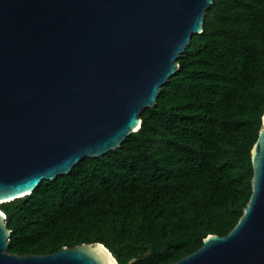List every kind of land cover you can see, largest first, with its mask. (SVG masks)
Masks as SVG:
<instances>
[{"label":"trees","instance_id":"1","mask_svg":"<svg viewBox=\"0 0 264 264\" xmlns=\"http://www.w3.org/2000/svg\"><path fill=\"white\" fill-rule=\"evenodd\" d=\"M178 63L120 148L0 207L10 253L99 242L119 264H172L236 225L264 115V0H213Z\"/></svg>","mask_w":264,"mask_h":264},{"label":"water","instance_id":"2","mask_svg":"<svg viewBox=\"0 0 264 264\" xmlns=\"http://www.w3.org/2000/svg\"><path fill=\"white\" fill-rule=\"evenodd\" d=\"M213 0H0V204L84 158L121 147L156 106ZM251 195L236 225L172 264H264V115L251 150ZM0 264H119L102 243Z\"/></svg>","mask_w":264,"mask_h":264},{"label":"rangeland","instance_id":"3","mask_svg":"<svg viewBox=\"0 0 264 264\" xmlns=\"http://www.w3.org/2000/svg\"><path fill=\"white\" fill-rule=\"evenodd\" d=\"M3 204H0V207L2 206Z\"/></svg>","mask_w":264,"mask_h":264}]
</instances>
